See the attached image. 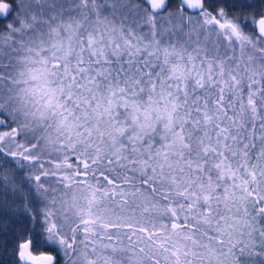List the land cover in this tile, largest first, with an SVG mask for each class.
Here are the masks:
<instances>
[{
  "label": "snow or ice",
  "instance_id": "snow-or-ice-1",
  "mask_svg": "<svg viewBox=\"0 0 264 264\" xmlns=\"http://www.w3.org/2000/svg\"><path fill=\"white\" fill-rule=\"evenodd\" d=\"M0 264H264V0H0Z\"/></svg>",
  "mask_w": 264,
  "mask_h": 264
}]
</instances>
